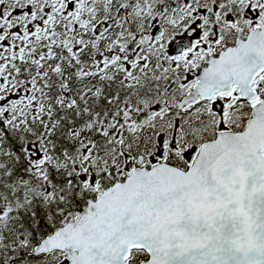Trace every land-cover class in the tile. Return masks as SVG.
<instances>
[{
    "label": "snow or ice",
    "instance_id": "obj_1",
    "mask_svg": "<svg viewBox=\"0 0 264 264\" xmlns=\"http://www.w3.org/2000/svg\"><path fill=\"white\" fill-rule=\"evenodd\" d=\"M0 264H264V0H0Z\"/></svg>",
    "mask_w": 264,
    "mask_h": 264
}]
</instances>
